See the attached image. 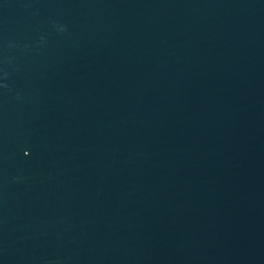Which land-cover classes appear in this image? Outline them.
<instances>
[{
	"label": "water",
	"instance_id": "water-1",
	"mask_svg": "<svg viewBox=\"0 0 264 264\" xmlns=\"http://www.w3.org/2000/svg\"><path fill=\"white\" fill-rule=\"evenodd\" d=\"M0 264H264V0H0Z\"/></svg>",
	"mask_w": 264,
	"mask_h": 264
}]
</instances>
